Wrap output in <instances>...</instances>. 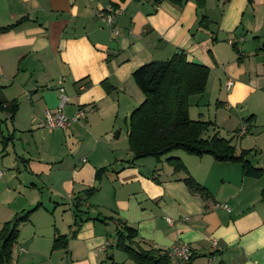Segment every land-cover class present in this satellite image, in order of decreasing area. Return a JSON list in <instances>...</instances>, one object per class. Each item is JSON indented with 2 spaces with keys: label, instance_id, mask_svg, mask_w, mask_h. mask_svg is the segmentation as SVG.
Returning <instances> with one entry per match:
<instances>
[{
  "label": "crops",
  "instance_id": "1",
  "mask_svg": "<svg viewBox=\"0 0 264 264\" xmlns=\"http://www.w3.org/2000/svg\"><path fill=\"white\" fill-rule=\"evenodd\" d=\"M109 4L121 10L118 34L95 16ZM21 18L0 33V97L18 102L13 121L0 109V231L32 210L12 263L136 264L117 246L128 224L145 248L188 244L192 264H264V176L212 155L133 161L128 136L145 100L134 72L183 51L210 69L206 91L190 97L191 118L213 122L205 137L251 150L264 168V0H0V28ZM61 87L66 115L86 116L53 129L46 110H57ZM171 156L211 199L190 191ZM94 187L75 225L78 196ZM58 235L66 246L53 247Z\"/></svg>",
  "mask_w": 264,
  "mask_h": 264
},
{
  "label": "trees",
  "instance_id": "2",
  "mask_svg": "<svg viewBox=\"0 0 264 264\" xmlns=\"http://www.w3.org/2000/svg\"><path fill=\"white\" fill-rule=\"evenodd\" d=\"M24 20L25 18H21L13 25L1 27L0 33L12 29ZM209 76L208 66L189 61L183 51L168 60L146 63L134 72L133 77L144 93L145 100L134 109L129 118L128 136L133 161L145 157L160 159L170 152L183 149L196 156L212 155L218 161L237 162L241 164L244 174L264 176V168L255 167L248 159L251 150H242L238 154L230 139L218 134L205 137L213 122L191 118L190 97L206 91ZM0 109L9 113L13 121L18 102L0 97ZM2 140L6 142L4 138ZM168 161L176 172L187 173L186 166L179 157L171 156ZM106 171V167L98 169L96 179L101 180ZM183 181L191 192L206 200L212 198L207 188L188 173ZM96 190V187L89 188L84 191L85 197L78 196L75 225L83 220L81 217L84 211L79 208L80 202L91 197ZM31 212L29 210L3 225L0 231V264H13V248L19 236L20 225L29 220ZM117 236L118 248L125 251L136 264H173L168 250L143 247L136 239L138 232L134 227L123 224ZM66 244V236L58 235L54 238V248ZM192 258L193 256L178 264H192Z\"/></svg>",
  "mask_w": 264,
  "mask_h": 264
},
{
  "label": "built area",
  "instance_id": "3",
  "mask_svg": "<svg viewBox=\"0 0 264 264\" xmlns=\"http://www.w3.org/2000/svg\"><path fill=\"white\" fill-rule=\"evenodd\" d=\"M95 16L101 19L103 22L112 26V31L115 34H118L119 31L115 29L114 24L118 14L121 13V10L112 4L107 6H99L95 9ZM234 84L232 79H229L226 86L230 88ZM69 101V96L66 94L65 88H60V103L55 112H51L50 110H46V124L50 128H60L67 129V127L74 121H77L86 116V113L83 109H80L78 113L74 116H67L65 113V105ZM248 130V124L244 123L239 134L243 135ZM3 175V171L0 169V177ZM221 206L227 210H229V206L227 204H221ZM21 251H25L22 247ZM168 254L172 259L187 261L193 256V250L189 247L188 244H175L168 249Z\"/></svg>",
  "mask_w": 264,
  "mask_h": 264
},
{
  "label": "rangeland",
  "instance_id": "4",
  "mask_svg": "<svg viewBox=\"0 0 264 264\" xmlns=\"http://www.w3.org/2000/svg\"><path fill=\"white\" fill-rule=\"evenodd\" d=\"M198 95H200V94H198ZM194 96V95H193ZM193 98H195V97H192V99ZM176 152H185V153H187V154H189V155H192V154H190V153H188L187 151H185V150H183V149H178V150H175V151H173V152H170L168 155L170 156V155H172V154H174V153H176ZM165 156H167V155H165ZM194 156H196V155H194ZM162 157H164V156H162ZM199 157H201V156H199ZM168 161V160H167ZM169 162V161H168ZM183 162V161H182ZM169 164L171 165V163L169 162ZM173 166V165H172ZM1 226V225H0ZM182 261V260H181ZM179 262H176L175 264H178Z\"/></svg>",
  "mask_w": 264,
  "mask_h": 264
},
{
  "label": "water",
  "instance_id": "5",
  "mask_svg": "<svg viewBox=\"0 0 264 264\" xmlns=\"http://www.w3.org/2000/svg\"><path fill=\"white\" fill-rule=\"evenodd\" d=\"M174 264V263H173Z\"/></svg>",
  "mask_w": 264,
  "mask_h": 264
}]
</instances>
